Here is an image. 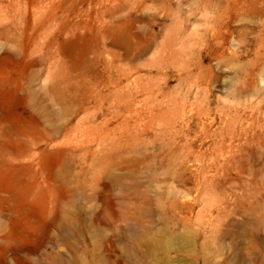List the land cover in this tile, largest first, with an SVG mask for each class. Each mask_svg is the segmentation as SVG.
<instances>
[{
	"label": "rangeland",
	"instance_id": "rangeland-1",
	"mask_svg": "<svg viewBox=\"0 0 264 264\" xmlns=\"http://www.w3.org/2000/svg\"><path fill=\"white\" fill-rule=\"evenodd\" d=\"M39 2L0 0V264H264V0Z\"/></svg>",
	"mask_w": 264,
	"mask_h": 264
},
{
	"label": "bare ground",
	"instance_id": "bare-ground-1",
	"mask_svg": "<svg viewBox=\"0 0 264 264\" xmlns=\"http://www.w3.org/2000/svg\"><path fill=\"white\" fill-rule=\"evenodd\" d=\"M69 1H74V0H40L39 4L40 5H47L45 7H38L36 9H29V10H19L18 13L20 14H27V15H31V16H36V15H52V16H57V15H70V14H75V15H83V14H96V15H114L115 13L119 12L120 14L124 15V16H132V15H142L145 14L147 12H150L151 14H155L159 15V14H167L170 13L169 12V5L172 0H95L97 2V4L99 5H104L102 8L99 9H74V8H63L60 5L63 3H67ZM157 1H161L157 2ZM180 1V0H179ZM150 2L152 4H154L156 2V4L160 7L162 5V3L165 4V8L160 11H155L151 10V9H140L141 5L144 6V8L146 7V3ZM128 4L129 6L125 9L118 10L115 8L114 5H118V4ZM117 7V6H116ZM143 8V7H142ZM145 10V11H144ZM118 14V13H117ZM116 14V15H117ZM263 138L262 141L258 142V145L260 147H264V130H263ZM260 135V136H261Z\"/></svg>",
	"mask_w": 264,
	"mask_h": 264
}]
</instances>
